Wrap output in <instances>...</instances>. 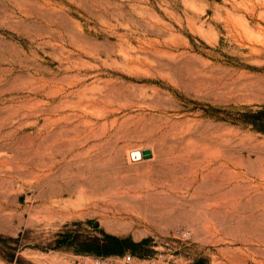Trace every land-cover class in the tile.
<instances>
[{
    "label": "rangeland",
    "instance_id": "1",
    "mask_svg": "<svg viewBox=\"0 0 264 264\" xmlns=\"http://www.w3.org/2000/svg\"><path fill=\"white\" fill-rule=\"evenodd\" d=\"M263 107L264 0H0V264H264Z\"/></svg>",
    "mask_w": 264,
    "mask_h": 264
},
{
    "label": "trees",
    "instance_id": "2",
    "mask_svg": "<svg viewBox=\"0 0 264 264\" xmlns=\"http://www.w3.org/2000/svg\"><path fill=\"white\" fill-rule=\"evenodd\" d=\"M240 117L238 122L248 125L251 124L258 130H262L264 126V107L258 111H246L239 113ZM68 237L64 242H67ZM77 240L76 238L73 241ZM78 241V240H77ZM79 242V241H78ZM149 240H143L141 242H134L130 238H119L113 235L105 234L103 243H91V242H79V253L83 254H95L98 256H124L127 249H131V253L137 257H145V251L149 244Z\"/></svg>",
    "mask_w": 264,
    "mask_h": 264
},
{
    "label": "bare ground",
    "instance_id": "3",
    "mask_svg": "<svg viewBox=\"0 0 264 264\" xmlns=\"http://www.w3.org/2000/svg\"><path fill=\"white\" fill-rule=\"evenodd\" d=\"M60 139V138H59ZM59 139H57L56 141H55V144L56 143H58V144H61L62 143V141L61 140H59ZM62 139V138H61ZM71 144L73 143V141H69ZM70 143H68L69 145H70ZM51 144V143H50ZM54 145V144H53ZM65 145V144H64ZM63 146V145H62ZM73 146V145H72ZM50 147V146H49ZM51 147H52V145H51ZM64 148V147H63ZM48 148H46V150H47ZM70 149H71V147H70ZM45 153H46V151H44ZM191 152V151H190ZM206 152V151H205ZM48 153V152H47ZM52 153V152H51ZM134 153V159L136 160V161H140L141 159H143L142 158V156H143V154L141 153V152H137V151H135V152H133ZM189 153V152H188ZM209 153V152H208ZM202 155V154H201ZM49 156H50V154H49ZM186 156V155H185ZM41 157V156H40ZM42 157H44V155L42 156ZM200 157V156H199ZM49 158V157H48ZM186 158V157H185ZM201 158H203V157H201ZM215 158V157H214ZM190 159H191V157H190V155L189 156H187V161H190ZM205 159V158H204ZM185 160V159H184ZM220 160V159H219ZM219 160H216V161H208V162H206V161H198L197 159H196V163H197V161L199 162V163H205V164H207V167L209 168H211L213 165H218V163L220 162ZM199 163H198V166H199ZM197 166V165H196ZM219 167H218V169L219 168H222L223 166H224V164H219L218 165ZM209 168V169H210ZM213 168V167H212ZM208 170V169H207ZM212 170V169H211ZM208 173V172H207ZM204 174V173H203ZM219 203V202H218ZM221 203H223V202H221ZM217 211V210H216Z\"/></svg>",
    "mask_w": 264,
    "mask_h": 264
},
{
    "label": "built area",
    "instance_id": "4",
    "mask_svg": "<svg viewBox=\"0 0 264 264\" xmlns=\"http://www.w3.org/2000/svg\"><path fill=\"white\" fill-rule=\"evenodd\" d=\"M182 236H183L184 238H186L188 235H187L186 233H182ZM124 261H125L126 263H131V262L133 261V258H132L131 256H127V257L124 258Z\"/></svg>",
    "mask_w": 264,
    "mask_h": 264
},
{
    "label": "water",
    "instance_id": "5",
    "mask_svg": "<svg viewBox=\"0 0 264 264\" xmlns=\"http://www.w3.org/2000/svg\"><path fill=\"white\" fill-rule=\"evenodd\" d=\"M146 157H148V154L146 153Z\"/></svg>",
    "mask_w": 264,
    "mask_h": 264
}]
</instances>
